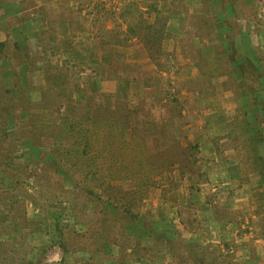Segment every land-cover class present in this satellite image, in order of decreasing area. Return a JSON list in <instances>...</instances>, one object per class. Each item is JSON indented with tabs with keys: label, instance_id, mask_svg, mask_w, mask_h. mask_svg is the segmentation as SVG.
<instances>
[{
	"label": "rangeland",
	"instance_id": "1",
	"mask_svg": "<svg viewBox=\"0 0 264 264\" xmlns=\"http://www.w3.org/2000/svg\"><path fill=\"white\" fill-rule=\"evenodd\" d=\"M9 1L15 0H0V5ZM78 1L80 2L79 15L86 21H89L87 18L89 19L92 14V10L89 8L93 5V13L96 14V17L93 19L91 17L92 22H89L93 25L94 50L100 53V56L98 58L90 57L88 62L81 61L70 64L67 61H61L59 64H51L55 66L56 73L59 75L63 73L65 76L64 84H60L57 90L50 87L39 89L38 86H31L32 92L30 91L29 96V91L18 89L20 80L17 76L13 81L18 85H13L10 78H8L9 82L7 81L8 86L5 95L9 97L8 105L11 103L9 108L14 104L13 109L16 113L8 115L11 110L6 111L4 119L5 125L8 126L6 129L0 130V138L3 136L17 137L30 117L34 118L37 129L40 132L44 131L42 153L34 149L32 141L28 137H23L20 140L18 151L0 155V252H4L9 259V254L16 248L15 254L20 264H28L32 254L31 249L34 248L39 252L40 248L44 246L50 247L41 258L39 257L38 261L40 262L46 258L49 262L54 261L52 259L56 255L58 257V252L59 255L72 253H64L59 247L57 223L65 227L66 232L70 229L78 233L96 232L99 228L97 225H100L96 219L102 218V211L108 206L110 208V205L115 208L120 199L129 200L127 192L130 193L136 189L134 188L135 181L141 176L143 178L140 179L145 180L143 186L145 195L143 198L134 195L136 202L134 200L132 202L135 211L140 215V224L141 221L147 219L151 229L144 234L145 236L141 239L142 247L138 251L134 250L136 253H132L130 248L124 251L127 254L130 252V254L135 255V258L136 256L138 258L143 252L145 256L139 262L150 259L153 252H165L166 254L165 250L169 248L170 244L166 243L164 233H168L169 228L157 233L153 223V220L159 222L156 215L149 211L143 215V210L149 209L154 203L161 205L164 202L166 204L170 192L175 188L177 189V186L181 184L186 189L185 180H192L194 176H200L198 162L201 151L209 147L207 146L209 142L217 143V139L211 140L210 137L222 134L224 129L226 131L232 129L230 132L228 131L229 133L239 132L238 126L240 127L239 122L243 118L242 115L247 113L248 109L252 108L255 113L257 108L259 109V106L251 102L252 98L255 97V91L262 89V84H264V0H226L233 7L231 12L218 9L220 6H217L213 0H193V6L186 12L189 15L187 18L188 25L176 26L175 29L168 26V4L163 3V8H155L154 11L152 0H74L76 3ZM4 14H6V10L0 12V20L5 17ZM220 15L222 16L221 20H219ZM106 22L110 27L106 26ZM3 28H5V36L9 27L4 24ZM222 28L228 29L229 34L227 32L225 34L232 46H228L226 50L221 46L220 50L215 51L217 54H222L221 62H229L228 66L225 64L216 67L218 63L216 60L208 59L207 61L205 56L202 57V54L205 51L210 52V56L215 54L212 49L208 50L207 47L214 40L211 38L215 36L214 30L220 29L219 31H221ZM178 34L181 35L177 36ZM206 38L208 41H205ZM232 40L234 43H238L241 47L240 50L234 49ZM5 43L6 46L10 43L8 38ZM195 46L197 48H194ZM5 48L9 51V47ZM248 52L254 63L249 62L244 57V65L248 68L240 67L241 73L232 75L233 56L241 57ZM17 54L19 53L17 52ZM17 54L13 58L15 61L21 57ZM32 59H34L35 65L38 60ZM18 61L20 62L19 59ZM25 63L26 58L24 59ZM2 64L3 61L0 60V68L4 69ZM253 64L261 72L248 70L253 69ZM84 76L89 79L88 84ZM4 85H6V77L4 80L1 70L0 86L4 87ZM12 85L14 88L11 87ZM80 85L90 87V91L95 95L94 101L103 107L107 100L98 96L107 95L110 97L109 102L112 108L117 103L118 109H131V113L125 109L128 115L123 116L124 120L127 117L128 121L118 125L121 124L120 127L122 128L126 124L128 125V129L126 128L129 134L126 138L128 142L135 136L137 138L134 141L137 140L138 143L142 141L146 147L142 159V161L145 160V170L141 172L133 170V179L118 180L109 186L96 188L95 191L101 196H92L84 202L80 200L82 197L76 198L68 178L65 182L63 180L62 186L60 183L57 186L54 185L57 181V175L56 172L53 174V168L57 167L58 164L51 152L53 136L58 133L59 127L62 125V114L69 105L74 103L75 98V100L78 99L76 95ZM239 89L245 94L248 106L242 107L239 106L237 100L232 101L233 98H237L236 92ZM19 93L27 95V102L25 100L24 102L21 100L10 101V99L18 100ZM202 99L205 100V103H200ZM120 104L126 105V107H121ZM100 112L104 113L103 110ZM0 116H2L1 112ZM205 119H211L206 130L204 127ZM143 120H157L158 122L155 125H146L142 131L137 126ZM15 121H18V126ZM226 126L228 129L225 128ZM250 142L245 140V143L243 141L239 145V150L240 148L242 151L245 150L241 154V158L247 166L252 155L250 149L262 147L264 152V138L258 139V141L250 139ZM133 143H128L129 147L125 151L127 154L132 150ZM0 147L7 149L9 145L5 141ZM97 147L104 146L101 143ZM154 148L157 150L164 148V150L156 153V155H151ZM187 153H192L193 158H196L193 164L190 160L185 161L186 156H182ZM109 157H111L110 152L105 155V158ZM109 164L110 162L107 160L106 165ZM128 164L133 169L137 168L135 162L130 161ZM160 166L164 170L160 174H154L155 171L152 169ZM23 171L27 172L25 178L21 176ZM58 171L61 176L64 174L60 168ZM18 173L20 176L16 178L17 188L11 190L14 186L11 177ZM147 176L149 178H146ZM177 176L183 183L177 184ZM195 187L197 190L198 186ZM217 188V185L214 186L211 194L214 197L225 199L226 195L223 192H218ZM139 190H141L140 187ZM188 190L190 199L194 186H189ZM104 192L105 197L102 196ZM242 193L246 196L243 189ZM40 195L45 196L44 198L48 201L47 205H51L50 202L54 201L52 200L54 196L62 200L66 195L75 197L77 204L74 205V203L64 200V208L49 206L41 211L32 203L33 199L38 201ZM21 197H24L26 201L19 202ZM183 199L185 202V197ZM214 202L212 201V204ZM253 206L250 204L249 209L244 212L251 213L254 210ZM184 218L185 210L181 209L178 211L177 221L175 222L173 217L169 221L173 224L171 229L177 230L178 238L179 236L182 237V239L177 238L173 242L188 245L189 243H186L183 237V234L188 231ZM246 218L248 223H243L245 227L242 228V237H247L251 241L254 240V243L255 241L259 242V247L264 243V237L263 239L259 238L258 232L250 229L252 225H257L258 221L252 216L247 215ZM30 221L34 233H38L34 239L29 237L31 236ZM128 232L131 233L132 228L128 229ZM136 232L139 233L140 230ZM31 238L34 243L40 245H33ZM132 244L134 243L132 242ZM250 244L252 250L255 246L251 242ZM250 244L249 241H245L242 245L245 249H249ZM200 245L213 246L209 247L210 254L208 255V259L213 261V264H222V261L225 260L229 261L225 264H234L231 261L236 260V250L232 242L223 244L224 247L222 248L211 240H201ZM113 246L115 247V245ZM21 247L24 251L21 252L22 256L17 253ZM174 251L177 254L175 248ZM120 252L111 255L113 262L121 260L122 264H125L127 259H131L123 257ZM87 253L89 261L83 262L75 258L72 260L79 264H90L91 254ZM102 259L100 264H106V261L109 260L108 256L105 255ZM168 263L170 262L167 261L164 264ZM235 264L242 263L237 262Z\"/></svg>",
	"mask_w": 264,
	"mask_h": 264
},
{
	"label": "crops",
	"instance_id": "2",
	"mask_svg": "<svg viewBox=\"0 0 264 264\" xmlns=\"http://www.w3.org/2000/svg\"><path fill=\"white\" fill-rule=\"evenodd\" d=\"M152 2L154 11L158 8H163V3L169 5V27H174L175 29L176 26L180 27L183 24H186V26L188 25L187 18L189 15H187L186 12L187 9L193 6V0H152ZM213 2L217 6H220L218 9L232 11L233 7L231 3L226 2V0H213ZM79 6L80 2L78 1L76 3L74 0H15L0 5V12L6 10V14H4L5 17L0 20V60L3 61L2 66L4 67V69L0 68V74L2 70L4 80L6 77V85H4L6 89L8 86V78H10L14 85L17 84L14 82L17 76L20 80V84H17L18 89L29 91V96L31 94V86H38L39 89H48L50 87L57 90L60 84H64L65 76L63 73L61 75L56 73L57 70L55 66L51 64H59L61 61H67L70 64L80 63L81 61L88 62L90 57L98 58L100 56V53L94 50V36L92 34L93 25L89 22H92V19L96 17V14L93 13V5L89 8L92 10L90 18H87L89 21H86L79 15ZM221 18L222 16L220 15L219 20H221ZM2 24H7L9 27L7 35L5 36V28H3ZM106 24L107 27H110L107 22ZM222 29L221 31H219L220 29L214 30L215 36L211 37L214 40L210 42V46L207 47L208 50L212 49V52H215L220 50L221 46L225 48V50L228 46H232L225 34L228 29ZM108 32L112 33L111 31ZM180 35L181 34H178L177 36ZM7 38L10 41L8 46H6L5 43ZM207 39L208 38H206L205 41H208ZM233 46L234 49H241L236 42H233ZM5 47H9V51H7ZM194 48L197 47L195 46ZM17 52L19 54H17ZM16 54L21 55V57L17 58L15 61L13 58H15ZM216 54L215 52V54L210 56V52L207 53L205 51L202 57L205 56L207 61L208 59L212 61L216 60L218 62L216 67H220V65L224 66L225 64H227V66L229 65V62L220 61L222 54H217L219 56L218 58ZM244 57H246L245 59L249 60V62L254 63L252 62L251 56H249V52L248 54L241 55V57L233 56L234 61L231 63L232 75L241 73L240 66L244 64ZM25 58L26 63L24 64ZM32 58L38 60L35 65L34 59ZM254 66L253 64V69H250L251 71L253 70L257 73L261 72V70ZM13 85L11 87H13ZM262 86V89L255 91V97L252 98L251 102L259 106V109L257 108L256 111L257 114L252 108L248 109L246 111L247 113H244V115L247 114L248 116L242 115L243 118L241 122H239V132L229 133L232 129H228L227 125L225 128H227L229 132L224 129L222 134H216L210 137L211 140L217 139V143L213 144L209 142L207 145L209 147L201 151L200 160L198 162L200 176H194L192 180L189 178V180H185L184 184L187 187L186 189L182 184L177 186V189L175 188L170 192L166 204L164 202L161 205L160 203H154L149 209L143 210V215L147 211L156 215V219L159 222L153 220V223L155 224V231L157 233L169 228V232L164 233L166 239L176 241L178 232L176 229H171L173 228L171 227L173 224L169 220L173 217L176 222L178 211L184 209V220L188 227L186 233H189L187 235L186 233L183 234L186 243H197L200 245L201 240H211L213 243H217V246L219 245L218 247L222 248L224 247L223 244L232 242L236 250V260L231 261L232 263L264 264V243L258 247L259 242L257 243V241H255L254 243V240L251 241L247 237H242L241 233L242 228L245 227L243 223H248L246 218L248 215L256 218V221H258L257 225H252L250 229L254 230V232L257 231L259 238L263 239L264 237V152L262 151V147H253L250 149L252 155L249 158L250 163L247 166L241 158V154L244 153L245 150L242 151V148L239 150L240 143L243 141L245 143V140L251 143L250 139L258 141V139L264 138V84H262ZM240 89L236 92L237 98H233L232 101L237 100L239 106L242 107L245 105L248 106L247 98ZM29 99L31 100L30 97ZM204 101L205 100L202 99L200 103H205ZM226 121L227 118L224 122L226 123ZM210 122L211 119H205V130ZM176 182L177 184L183 183L178 176L176 177ZM191 185L194 186V190H192L189 199L190 192L188 188ZM216 185L218 187V192H223V194L226 195L225 199L214 197L211 194L213 187ZM195 186H198L197 190H195ZM242 189L244 193H246V196L242 193ZM184 197L185 202L183 199ZM212 201H215L214 204H212ZM250 204L254 205L252 207L254 210L251 213L244 212L249 209ZM167 221L169 222L167 223ZM166 225L169 226L166 227ZM30 234L31 236L29 237L33 239L37 237L38 234L34 233L31 221ZM32 238L31 242L33 245H40L39 243H34ZM178 239H182V237L179 236ZM245 241H249V244L251 242L255 247L251 250L250 244L249 249H245L242 245ZM200 246V249L205 248L208 249V251L210 246L213 247L212 245ZM165 251L166 254L165 252H153L150 259L139 262L137 256L135 258V255L130 254V252L127 254L123 248L110 245L107 249L108 254L105 253L109 258L106 264H116V262L114 263L112 261L111 255H115V253L117 254L119 252L123 257L131 258L127 259L125 264H164L167 261L170 263L173 262L176 258L173 245L171 244ZM31 252L32 254L29 260L33 261V264L39 263L37 259V249H31ZM131 252L134 253L135 251L132 250ZM250 253L251 255H249ZM57 254L58 257L56 255L52 259L54 261L49 262L46 258L40 264H79L76 261L74 262L72 258L80 259L83 262L89 261L87 252L68 253L64 255L62 253V255H59L58 252ZM206 262L213 261L210 260ZM15 264L20 263L17 262Z\"/></svg>",
	"mask_w": 264,
	"mask_h": 264
},
{
	"label": "trees",
	"instance_id": "3",
	"mask_svg": "<svg viewBox=\"0 0 264 264\" xmlns=\"http://www.w3.org/2000/svg\"><path fill=\"white\" fill-rule=\"evenodd\" d=\"M240 67L245 68L246 65L242 64ZM81 78H83V76H81ZM119 79L121 78L119 77ZM85 80L88 84L87 81H89V79L85 77ZM78 83H80V81H78ZM85 86L86 85H80L78 94L76 95L78 99L75 100V98L74 103L69 105V107L65 109L64 113L62 114V125L59 127L58 133L53 136V143L51 144V146H53L51 152L54 154L53 156L55 160H57L58 164V168H53V174L56 172L57 175V181L54 183V185L57 186L60 183V186H62L63 180L65 182L66 178H68L70 180L74 195L77 196L76 198L82 197L80 199L82 202L92 196H101L95 191L96 188H103L107 185L109 186L118 180L130 178L133 179V170H139L140 172L145 170V160L142 161V159L144 156V150H146L143 142L141 141V143H138L137 140L134 141L137 137L133 136L132 139L129 140V142H134L132 144V150H130V153L128 154L125 152L129 147V142L126 140L129 135L127 133L128 125L126 124L124 128L120 126H122V122L128 121L127 117L125 120L123 118L124 115H128V112L126 111L128 109H118L116 107L117 103L115 104L114 108H112L111 103L109 102L110 97L107 95L98 96L101 99L107 100L105 106L103 107L102 105L98 104V102L94 101L95 95H93L94 93L90 91V87L87 88ZM0 88H2L0 89V112L2 114V116H0V130H2L3 128L6 129L8 126L5 125L6 122L4 119L6 111L11 110L8 112V115L10 113L14 114L16 111L13 109L14 104H12L11 108H9L11 103L8 105L9 97L5 95L7 92L6 88L2 86H0ZM18 97V100L10 99V101L21 100L24 102V100L26 101L28 98L24 93H19ZM120 106L126 107V105L122 104H120ZM102 110L104 113L100 112ZM128 111L130 113L132 112L131 109ZM33 119L34 118L32 117L28 119L20 131L21 134L19 133L17 137L10 138L3 136L0 138V146L3 145L5 141H7V144L9 145L7 149L0 147V155L8 152L14 153V151H18L20 149V140L23 137H28V139L32 141L34 149L42 153L41 147L44 145V131L40 132L39 129H37V124ZM157 122V120H143L138 123L137 127L139 129L141 128L143 131L146 125H155ZM15 123L18 126V121H15ZM119 123L121 124L118 125ZM100 142L104 147H97L101 144ZM163 150L164 148L159 150L154 148L151 151V155H156V153H160V151ZM108 152H110L111 157L105 158V155ZM182 156H186L185 161L190 160L192 164L196 161V158H193L192 153H187L186 155L183 154ZM107 160L110 162L109 165H106ZM130 161L135 162L137 168L133 169L132 166L128 164ZM148 167L149 165L147 168ZM59 168L63 170L64 174H62V176L58 171ZM152 170L155 171L154 174H160L164 169L160 166L154 167ZM26 175V171L21 172L22 177L25 178ZM13 176L14 177H11V180L14 186L11 188V190H15L17 188L16 178L20 176V173ZM140 178L143 177L141 176ZM140 178L135 181L134 188L136 189L130 191V193L127 192V194H129V200L119 198L120 201H117L115 208L110 205V208L108 206V209L106 208L104 211H102V218L96 219V222L100 224L97 225L99 228L97 230L95 229L96 232L88 231L86 233H78L77 231H72V229L66 232L65 227H62V225L57 223L56 229L59 235V247L61 250L64 253H74L78 251L89 252L91 254L90 264H100V262L103 261V255H105V253L108 254L107 249L110 245H115L117 247L123 248L124 250H128L130 248L133 251H138L142 247L141 239L145 236L144 234L146 231L151 229V225L147 219L141 221V226L139 221L141 220L140 215L135 211V207L132 202V200L136 202L135 198L133 197L134 195H137L141 198H143L145 195V192L143 191L145 180ZM146 178H149V176ZM147 180L150 182L149 179ZM139 187L141 190H139ZM102 196L105 197V192L102 194ZM44 197V195H40L38 201L35 199L32 200V203H34L35 206L41 211L49 206L64 208V200L69 201V203H74V205L77 204V199L70 195H66L62 200L54 196L52 198L54 201L50 202L51 205H47L48 201ZM23 201H26V199L21 197L19 202ZM130 228H132L131 233L128 232V229L130 230ZM139 230V233L136 232ZM165 241L167 244H172L177 251L175 260L168 264H213L212 262H206L210 261L208 259V255L210 254L208 249H200L201 246L197 243L187 245L181 242H173L169 239H166ZM132 242L134 244H132ZM49 248L50 247L48 246L40 248L37 259L39 260V257L41 258V256L49 250ZM22 249L23 247L18 249L19 251H17V253L19 255H21V252H24ZM15 253L16 248L15 250L13 249V252L9 254L8 259L4 252H0V264L17 263L18 259ZM28 254L29 252L27 255ZM144 256V253L141 252L138 259L141 260ZM115 262L117 264L123 263L121 260H115ZM226 262L229 263L228 260H225L222 261V264H225ZM33 263L34 262L31 260L28 262V264ZM40 263L41 262L39 261L37 264Z\"/></svg>",
	"mask_w": 264,
	"mask_h": 264
}]
</instances>
